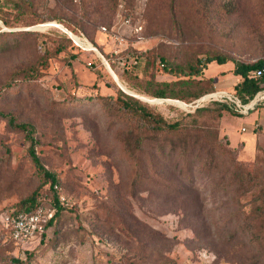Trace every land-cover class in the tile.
<instances>
[{
    "label": "rangeland",
    "instance_id": "1",
    "mask_svg": "<svg viewBox=\"0 0 264 264\" xmlns=\"http://www.w3.org/2000/svg\"><path fill=\"white\" fill-rule=\"evenodd\" d=\"M0 32V112L34 128L37 154L73 203L42 240L21 247L3 230L6 213L45 179L25 131L0 118V264L18 258L21 264H264L252 195L228 176L234 161L255 165L250 191L264 190V143L254 154L253 141L232 147L224 131L247 137L241 128L253 115L213 109L193 115L186 104L155 101L131 87L145 85L147 58L190 66L221 53L232 68L264 59V0H0ZM137 50L144 57L127 75ZM220 66L210 64L206 74ZM155 74L157 81L176 80ZM118 91L168 120L191 114L186 122L205 127L200 149L206 151L195 146L186 156L160 159L172 154L171 145L126 113L76 101ZM213 149L210 175L203 166L214 162L207 151Z\"/></svg>",
    "mask_w": 264,
    "mask_h": 264
},
{
    "label": "trees",
    "instance_id": "2",
    "mask_svg": "<svg viewBox=\"0 0 264 264\" xmlns=\"http://www.w3.org/2000/svg\"><path fill=\"white\" fill-rule=\"evenodd\" d=\"M3 33L4 32H0V35ZM23 33H25V35H31L33 32L23 31ZM144 54L145 52L139 50L133 53L136 62L134 65L131 64L125 69V73H127V75L132 74L134 66L140 63L141 59L144 57ZM72 57L76 58V56ZM229 61L230 59L228 58V56L221 53L208 54L206 58H204L203 60L199 59L196 61L195 64H192L190 66H179L176 64H172L166 60L160 61L156 64V66L154 61L150 60V58H147L144 67V81L146 82L145 85H133L131 87H133L135 90L142 94L154 98H159L158 100L168 98L178 99L184 101H175L178 104L189 105L197 99H200L204 96L206 97V95L208 96V94L210 95L213 93H217L215 88V78L206 76V70L212 63L223 65L228 63ZM253 70H262L263 73L257 78H249V74ZM155 71H161L172 75L175 77L176 80L170 82L157 81ZM233 72L235 75H240L243 79L235 85V91L232 95L236 96L239 100H241L244 105L252 102L258 94L264 91V59H260L253 64L237 62L235 63ZM124 93L130 94L125 90ZM132 94H134V92H132ZM76 101L79 104H106L108 106L117 108L120 112L126 113L132 119V123L136 127H139L140 129L145 130L147 133H150L152 136L155 137V140H157L158 142H162L164 144L167 142L171 145L170 152L172 154H161L160 159H167L168 155L173 156L177 153L186 156V154L193 152L196 147L200 149V142L204 140L206 134L205 130L203 129L205 128L204 125H199L196 122H193L192 124L186 122L192 117L191 114L182 112L180 113L178 118L168 120L162 114L154 112L149 106L135 101L132 98H124L119 91L116 95L102 94L100 92H97L93 95H83L77 98ZM258 106H256V108ZM170 109L174 110L175 108L171 107ZM211 109L219 113L223 111H230L231 113L236 115L241 114L235 111L232 108V105L228 103L215 102L214 106L211 108L200 107L195 109L193 115ZM0 118L6 120L8 126L11 129H22L25 131L30 143V146L28 148L29 155L37 168V172L45 179V182L42 183L41 186L32 193V195L20 202V204H18V206H16L14 210H11L6 213L5 218L2 220V228L6 233L9 234L10 224L19 213H31L36 211L41 206H45L48 208L55 207V214L53 218L46 222L45 232H43L39 237V240H42L45 237L47 231L53 226H55V224L57 223L58 216L62 212L70 210L73 205L63 206L60 204L59 198L61 195H64L68 199L70 198L66 195L62 188V180L60 176L55 172L46 169L44 164L42 163L40 156L37 154V139L35 136L34 128H30L26 124L18 125L16 122V117L13 114H6L0 112ZM160 149L164 153L165 145L162 146ZM200 151L203 154V151H206V148L203 146ZM207 151H209V155L214 161L216 149ZM233 151L236 150L234 149ZM198 160L200 161L201 159L198 158ZM215 162L216 161L212 162V165L208 166L207 168L204 165L203 172H211L210 175H212V166L216 164ZM249 166L245 163L234 161V164L230 169V174L228 176L232 186L238 185L239 188L245 189L246 195H252L253 204L255 205L252 214L254 215L256 221L259 222L258 228H260V231H263L264 190L260 191L257 195H253V193L250 191L251 186L249 187V185L257 179V176L255 175V165L252 166V170L248 169L251 168ZM47 183H49V190L47 192L40 193L41 189ZM163 241L166 242L167 239L164 238ZM18 245L23 247L20 244ZM164 258L166 257L164 256ZM13 261L16 264H21L19 258L13 259ZM163 264L176 263L174 261L166 259Z\"/></svg>",
    "mask_w": 264,
    "mask_h": 264
},
{
    "label": "built area",
    "instance_id": "3",
    "mask_svg": "<svg viewBox=\"0 0 264 264\" xmlns=\"http://www.w3.org/2000/svg\"><path fill=\"white\" fill-rule=\"evenodd\" d=\"M263 73L262 70H253L249 74V78H257L261 76ZM222 93L221 97L216 100H221L222 103H228L239 110L242 114H247L250 110L247 105H244L241 100H239L236 96H230V93L220 92ZM204 98V97H203ZM202 99V98H201ZM200 99V100H201ZM198 101L192 102V105L188 106V109L195 110L194 108L199 104ZM253 103V101L251 102ZM250 103V104H251ZM248 104V105H250ZM254 107V105H251ZM246 129H243L245 131ZM96 193H100L101 188L96 187L93 190ZM59 202L63 206H72L73 203L71 199L66 198L64 195H61L59 198ZM55 214V207H45L41 206L36 211L31 213H19L11 222L9 234L10 236L20 245L24 246L34 240L39 239L40 235L45 232V224L48 220L52 219Z\"/></svg>",
    "mask_w": 264,
    "mask_h": 264
},
{
    "label": "crops",
    "instance_id": "4",
    "mask_svg": "<svg viewBox=\"0 0 264 264\" xmlns=\"http://www.w3.org/2000/svg\"><path fill=\"white\" fill-rule=\"evenodd\" d=\"M233 69L234 68H232L231 64L226 63L217 68L214 73H207L208 75L206 74V76L215 78V88L217 91L227 92L226 90H228L229 92H234L235 85L238 84L243 78L240 75H235ZM220 75H222L224 79L216 82V78ZM256 106L250 109L247 114L241 113L244 116L253 115L252 123L241 128V132L246 133L248 135L247 137L244 138L240 136L239 131L236 129L233 130L226 128L224 130L229 137L232 147H238L240 144H242L243 149H245L248 142L253 141L255 143L253 148L254 154L258 153L259 147H263L260 143H264V114H261L264 104L259 105L257 108ZM243 129L246 130L243 131Z\"/></svg>",
    "mask_w": 264,
    "mask_h": 264
},
{
    "label": "bare ground",
    "instance_id": "5",
    "mask_svg": "<svg viewBox=\"0 0 264 264\" xmlns=\"http://www.w3.org/2000/svg\"><path fill=\"white\" fill-rule=\"evenodd\" d=\"M76 42H77V41H76ZM260 94H261V93H260ZM260 94H258L257 97L253 100V103H251L250 105L247 104L248 108H250L251 105H256L258 102H264V97L261 96ZM221 95H222V93H219V92H217V93H213V94H210V95H208V96L202 98V99L199 101V103H208V102L214 101V100L220 98ZM230 96H233V95L230 94ZM153 100H154V99H153ZM155 101H160V100H155ZM162 101H163V100H162ZM190 105H192V103L189 104V105H187V106H190Z\"/></svg>",
    "mask_w": 264,
    "mask_h": 264
},
{
    "label": "water",
    "instance_id": "6",
    "mask_svg": "<svg viewBox=\"0 0 264 264\" xmlns=\"http://www.w3.org/2000/svg\"><path fill=\"white\" fill-rule=\"evenodd\" d=\"M225 93H230V92H225ZM209 95V94H208ZM207 96V95H206ZM205 97V96H204ZM203 98V97H202ZM145 99V98H144ZM154 99H159V98H154ZM201 99V98H200ZM199 99V100H200ZM163 100H168V101H179L178 99H171V98H168V99H163ZM181 101V100H180ZM196 101H198V100H195V101H193V102H196ZM215 102H221V100H214V101H212V102H210V103H215ZM207 104H209V103H206V104H199L198 106H196L194 109H197V108H200V107H204L205 105H207ZM256 105H254V107H255ZM253 107H250L249 109H252Z\"/></svg>",
    "mask_w": 264,
    "mask_h": 264
}]
</instances>
